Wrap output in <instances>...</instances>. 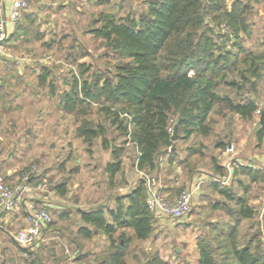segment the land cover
Returning a JSON list of instances; mask_svg holds the SVG:
<instances>
[{"label":"rangeland","instance_id":"1","mask_svg":"<svg viewBox=\"0 0 264 264\" xmlns=\"http://www.w3.org/2000/svg\"><path fill=\"white\" fill-rule=\"evenodd\" d=\"M147 1L28 0L25 13L18 20L24 35L19 37L15 32L18 35L7 40L4 53L0 54L3 55L0 57V82L11 86L0 99V173L19 182L22 173L35 165L37 179L46 178L49 187L63 182L66 192L62 196L57 193L55 202L60 209L51 212L52 222L39 243L33 246L16 244L9 236L18 227L16 224H9L7 233L0 230V264H29L32 260L43 264H101L109 246L108 239L101 231L89 237L79 234L78 227L87 224L80 221L77 209L114 206V195L125 185L126 171L133 172L132 183L126 189L135 186L141 178H152L151 174L135 167L137 150L134 144L123 141L125 135L109 122L97 103L83 102L70 111L62 104L75 78L90 81L99 73L113 75L120 57L93 32V28L100 25L101 16H137L147 10ZM234 1L237 0H227V3ZM247 1L251 8L245 16L248 27L237 37L229 34L225 19L212 22L218 34L211 38L221 46L222 53L227 50L231 54L229 62L224 63L225 67L215 77L214 90L233 101L253 100L259 112L255 110L251 118H242L218 101L209 114L210 133L176 138L173 146L177 151L186 144L195 148L197 155L192 163L196 166L205 167L210 162L219 164L231 157L237 158L241 165L238 164L226 187L219 181H211L212 176L207 177L209 183L203 188L201 185L190 211L183 218L165 217L160 223L154 217L152 229L144 239L135 238L131 230L125 229L130 240L123 249L124 264H144L152 256L168 264H197L198 248L202 244L214 250L218 262L237 264L227 255L229 239L226 234L232 228L237 245L254 236L252 248L256 244L259 249L264 248V213L261 211L264 134L261 138L257 136L261 126L259 117L264 114V0ZM249 52L258 57L255 62L259 64L260 76L254 78L246 71V80L241 78V71L247 68L243 60ZM81 64L88 69L81 71ZM220 64L222 62L217 69ZM45 71L47 76L42 82L40 77ZM188 74H192V70ZM230 81L235 84L228 83ZM82 120H89L92 125L102 124L109 145L123 148L122 168L112 183L105 171L111 159L110 148L101 147L100 137L90 143L83 141L76 130ZM228 140L233 152H226L228 144H218ZM184 154L173 157L162 154L159 176L163 178L168 170L165 159L178 162ZM220 169H213V175L221 173L222 177L224 167ZM169 171L172 176L173 170ZM218 186L226 188L232 197L225 198L218 193ZM185 188V184L179 185L176 196ZM31 193L30 197H36ZM237 196L253 208L252 217H237ZM20 205L21 202L15 208Z\"/></svg>","mask_w":264,"mask_h":264},{"label":"trees","instance_id":"2","mask_svg":"<svg viewBox=\"0 0 264 264\" xmlns=\"http://www.w3.org/2000/svg\"><path fill=\"white\" fill-rule=\"evenodd\" d=\"M147 2V10L137 16H101L100 25L94 27L93 32L120 57L113 75L99 73L90 81L75 78L70 91L65 92L62 104L64 109L70 111L83 102L97 103L109 122L125 135L123 141L134 144L137 150L135 167L145 174H151L154 179L153 175H158L160 169L159 159L162 154L170 157L175 155L176 149L173 146L176 139L172 140L171 134L176 118L177 132H181L176 138L186 139L194 133H210L209 114L218 101L224 102L228 110L242 118H251L256 104L250 99L244 102L233 101L214 90L215 77L225 67L224 63L229 62L228 55L231 54L227 50L222 53L221 46L211 38L218 34L212 22L225 19L229 34L237 37L240 31H245L248 27L245 16L251 8L247 0H237L230 4L227 0ZM215 49L220 51L215 53ZM247 55L243 60V63L248 64L247 68L241 71V78L246 80V71L254 78L260 76L259 64L255 62L258 57L252 52ZM219 62L222 64L217 69ZM262 63L264 68V62ZM87 69V65L81 64V71ZM189 70H192V74H188ZM46 76L45 71L40 77L42 82ZM228 83L235 84L234 81ZM76 130L86 143L100 137L101 147L110 148L111 159L107 162L105 171L112 183L115 174L121 170L122 146L109 145L105 128L100 123L92 125L89 120H82ZM263 134L264 126H260L257 136L261 138ZM218 144L226 146L227 142ZM190 153L193 156L183 163V167L187 169V178L196 167L192 162L197 151ZM209 165L214 170H221L222 167L213 162ZM147 177L138 180L127 194L117 195L112 207L77 209L80 221L87 224L78 227L79 234L89 237L101 231L108 239L109 246L101 264H124L123 249L130 240L125 229L131 230V235L137 239H144L149 235L155 216L148 209L145 200ZM223 185L226 187L228 183ZM223 187L218 186V193L231 198L232 194ZM52 188L59 194L66 192L63 182L50 187ZM240 197H236L237 217H252L253 208ZM51 222L52 219L44 233ZM118 229L120 230L117 231ZM226 235L229 239L227 255L237 264H264V248L259 249L257 244L253 248L251 246L254 236L237 245L234 228ZM29 264L43 263L32 260ZM144 264L168 263L152 256ZM197 264L223 262L217 261L214 250L208 244H202L198 248Z\"/></svg>","mask_w":264,"mask_h":264},{"label":"built area","instance_id":"3","mask_svg":"<svg viewBox=\"0 0 264 264\" xmlns=\"http://www.w3.org/2000/svg\"><path fill=\"white\" fill-rule=\"evenodd\" d=\"M28 0H10V9L8 15L0 14V54L4 53L7 40L10 35L8 25L17 24L24 10L28 7ZM259 112V109L256 110ZM231 151L230 146H226V152ZM241 162L237 158H229L224 163L227 173L217 178L222 184H226L233 166H238ZM264 173V169H263ZM38 172L35 165L25 170L19 182L6 178L0 173V214L12 211L18 203L22 201L23 196L31 194L40 195L48 192L49 182L46 178H38ZM35 178L34 181L31 179ZM201 180L192 182L188 187L172 199L164 197L162 193L152 187V179L147 177V195L146 204L148 209L155 217H168L173 220L183 218L191 209L194 198L200 190ZM261 211L264 213V194L261 197ZM28 223L26 226L17 228L10 233L12 240L21 246H33L43 240L44 230L52 215L48 205L36 204L35 201L27 202Z\"/></svg>","mask_w":264,"mask_h":264},{"label":"crops","instance_id":"4","mask_svg":"<svg viewBox=\"0 0 264 264\" xmlns=\"http://www.w3.org/2000/svg\"><path fill=\"white\" fill-rule=\"evenodd\" d=\"M9 9H10V0H0V14L8 15ZM8 27L10 30V35H9L8 39L12 38L14 36L16 37L18 34H20L19 37L24 35V33H23L24 28L22 26H20L19 21L14 26L9 24ZM15 32L18 34H15ZM6 55H7V53H6ZM0 57L3 58V55H1ZM8 87L11 88L10 84L0 82V99H1V96H6V94L8 93V90H7ZM225 136H227V134H224V137ZM227 144H228L227 146L231 147V151H232V146H231L229 140H228ZM172 149H173V147H172ZM195 150H196L195 148H192V146H189L186 144L185 147H183L180 151L176 150V152H175V155L180 154L182 152L185 153L183 157L178 158L179 159L178 162L168 161L167 159H165L166 161L164 163L169 166L167 168L168 170L167 171L165 170V172L163 174L165 178L164 177L161 178V176H159V172L161 170V165H160V169H159L157 178H154V179L152 178V187L159 190L160 192L162 191L165 195H167L166 196L167 198L172 199L176 196V192H177L179 185L185 184L186 187H188L192 182H195L197 180H201L202 181L201 185L203 188V186H207L206 184L209 183L210 180H208V178H207L209 176L213 177L211 181H218L216 177H220L221 175L215 174L216 175V177H215V175H213V167L211 165L210 166L208 165L205 167L196 166L193 168L191 175H189L188 178L186 177L187 176V173H186L187 169L185 167H183V163H185L184 162L185 159H187V158L189 159V158H191V156H193V153H190V152H194ZM224 163L225 162H219V164L221 166L223 165L222 167H224ZM122 164H123V162L121 163V168H122ZM170 168L173 170L172 176H171V171H169ZM235 169H237V166L232 167L231 175H230L227 183H229L230 179L232 178V174L235 172ZM226 173H227V170L224 167V174H226ZM115 176H116V174H115ZM184 176H185L184 181H182L181 179ZM113 180H114V178H113ZM132 180H133V172L126 171V173L124 174V182H125L124 184L125 185H122L120 187L121 191L114 195V202H115L117 195H120V194L123 195V194L128 193L129 189H126V188L128 187V185L130 183H132ZM124 187H125V190L123 189ZM131 187H133V186H131ZM200 188H201V186H200ZM109 189L110 188H108V190ZM199 192H200V190H199ZM199 192L197 193V195L199 194ZM57 193L58 192L54 188H52L51 190L49 189V191L46 192L45 195L42 197H40V195H36V194H35L36 197L35 196L30 197L27 195L23 196L20 206H18L17 208H14L11 212L0 214V230L6 231V233H7L6 227L9 224H11V225L16 224L15 226H18V227H16V229L19 227H22V226H26L28 223L27 202L30 200H33L36 203L41 204V205H45V203H46L48 205L50 212H52L53 210H55L57 208L60 209V206L57 205L55 202V198L57 197ZM59 195L62 196L64 194H59ZM196 198H197V196H196ZM125 202H126V200H125ZM164 219H165V217H162V216L156 218V220H158L160 223H163Z\"/></svg>","mask_w":264,"mask_h":264},{"label":"water","instance_id":"5","mask_svg":"<svg viewBox=\"0 0 264 264\" xmlns=\"http://www.w3.org/2000/svg\"><path fill=\"white\" fill-rule=\"evenodd\" d=\"M177 122H178V118L175 119L174 125H173V130H172V134H171V139L175 140L177 137ZM259 123L261 126H264V114L262 113L259 117ZM152 178L149 177V180H151Z\"/></svg>","mask_w":264,"mask_h":264}]
</instances>
